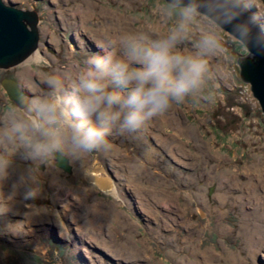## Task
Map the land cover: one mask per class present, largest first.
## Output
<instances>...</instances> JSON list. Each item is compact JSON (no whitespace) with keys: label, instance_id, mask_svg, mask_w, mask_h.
Returning <instances> with one entry per match:
<instances>
[{"label":"rangeland","instance_id":"rangeland-1","mask_svg":"<svg viewBox=\"0 0 264 264\" xmlns=\"http://www.w3.org/2000/svg\"><path fill=\"white\" fill-rule=\"evenodd\" d=\"M4 1L37 10L35 51L43 56L0 68V118L14 105L4 78L43 96L52 74L68 90L85 59L100 51L94 38L100 30H107L98 35L104 49L126 58L122 37H164L183 11L167 0ZM250 1L264 28V0ZM206 31L219 35L221 50L207 57L199 89L147 123L158 135L148 127L114 135L106 151L68 158L71 170L57 159L25 158L18 149L0 178V264H200L203 255L213 257L201 264H264V209L254 216L239 197L263 196L257 178L264 180V111L240 76L238 58L248 49L209 15L200 11L176 51L196 55ZM0 136H9L2 123ZM90 167L102 171L93 179ZM223 172L233 175L232 183ZM218 192L229 195L228 204L220 205ZM167 197L165 209L157 201Z\"/></svg>","mask_w":264,"mask_h":264},{"label":"clouds","instance_id":"clouds-1","mask_svg":"<svg viewBox=\"0 0 264 264\" xmlns=\"http://www.w3.org/2000/svg\"><path fill=\"white\" fill-rule=\"evenodd\" d=\"M179 6L181 18L164 37L152 39L143 33L131 41L122 37L126 58L98 45L100 51L85 59L70 89L49 74L45 95L21 93L0 118L9 129V136H0V178L7 176L18 149L25 158L41 163L104 152L110 137L139 132L199 89L208 72L207 57L221 50L220 37L214 31L202 33L194 56L176 51L177 44L189 37L201 9L199 0L187 4L180 0ZM208 7L231 25L228 31L240 45L264 53V30H255L257 17L242 18L249 0H209Z\"/></svg>","mask_w":264,"mask_h":264},{"label":"water","instance_id":"water-1","mask_svg":"<svg viewBox=\"0 0 264 264\" xmlns=\"http://www.w3.org/2000/svg\"><path fill=\"white\" fill-rule=\"evenodd\" d=\"M167 1L170 3V0ZM188 2L189 0H183L184 4ZM199 3L201 12L209 15L217 24L228 31L231 25L225 24L219 16L209 12V0H199ZM171 4L179 5L180 0H172ZM248 16L256 17L250 7L242 18L246 19ZM39 19V13L35 9L22 8L0 0V68L9 69L20 64L39 47ZM255 30H264L258 18ZM238 62L241 78L250 83L251 90L264 111V53L248 49L247 53L239 56ZM2 85L14 101L21 93L28 95L27 89L22 88L15 78H4ZM262 120L264 122V118ZM57 164L66 170H71L67 157L57 158ZM97 184L103 190H109L106 181L97 182Z\"/></svg>","mask_w":264,"mask_h":264},{"label":"bare ground","instance_id":"bare-ground-1","mask_svg":"<svg viewBox=\"0 0 264 264\" xmlns=\"http://www.w3.org/2000/svg\"><path fill=\"white\" fill-rule=\"evenodd\" d=\"M85 16V15H84ZM81 17V19H84V18H86V17ZM106 17V16H105ZM105 31H107V30H105ZM105 31L104 30H100L98 33H96V36L94 37L95 38V41L98 43V44H103V40H102V37H99L98 35H102V33H105ZM89 32V31H88ZM39 45H40V42H39ZM42 52H40V51H35V52H33L28 58H26V60L28 59V60H30V59H35V60H40V59H42ZM1 83H2V81H1ZM7 92V91H6ZM8 94V93H7ZM9 96V95H8ZM10 98V97H9ZM11 99V98H10ZM12 100V99H11ZM14 101V100H13ZM14 103H15V101H14ZM153 122V121H152ZM145 127H148V128H150V129H152V131H154L155 132V134H157L158 135V133H156V131L158 130V127L157 126H145ZM99 171H102V169H98V171H95L92 167H90V168H88L87 169V173L90 175V177L91 178H93L94 179V177H97V175L99 174L98 172ZM215 171H213L212 173H214ZM101 174V173H100ZM223 178H225L226 180H228L230 183H232L233 182V179H234V177H232L233 175H225L224 174V172L222 173V174H220ZM102 178H97V179H99V180H101V179H104L103 178V176L102 175H100ZM221 177V178H222ZM56 180V178H53V182ZM98 180V181H99ZM257 181H260L261 182V186H259L260 188H262V194H263V196L262 197H257L256 196V194H254V193H251L250 192V197H246L245 199L243 198V196H239L241 199H243V200H246L247 202H248V204L250 205V207L249 208H251L252 209V212H251V214L252 215H254L255 216V214L256 213H258L261 209H264V180L263 181H261L260 179H258L257 178ZM104 182V181H103ZM109 184H111V182L109 181ZM231 185H234V183L233 184H231ZM251 186H252V183L250 184H246L245 185V187H244V191L245 190H249V189H251ZM116 190V189H115ZM114 190V191H115ZM257 190V189H256ZM115 192H117V190L115 191ZM152 194H154V192H152ZM248 194H249V192H248ZM248 194H247V196H248ZM68 195H71L70 193H68ZM228 197H229V195L227 194V193H222V192H218V196H217V198H218V202L220 203V205L222 206V205H225V204H228L227 202H228ZM170 199H171V197H169ZM239 199V198H238ZM158 200L159 201H157L159 204H161V205H163V207L165 208V209H167L169 206L165 203V201H168V197L167 198H165V200H162L161 198H158ZM246 207H247V211H249L248 210V205H246ZM259 214V213H258ZM257 233H258V235H259V237L260 238H263L261 235H260V232L259 231H257ZM254 241H256L255 240V238H248V242H249V248H250V254H251V256H253V257H255V255H256V251L258 250V248L257 247H255L254 245H253V243H254ZM170 254L172 255L173 253L172 252H170ZM226 254H228L229 255V257H231L233 260H235V263H236V258H235V254L234 253H230V252H228V253H226ZM204 257H200V264H201V262H202V260L203 259H205V258H212L213 257V255L212 256H208V255H203ZM205 260H207V259H205ZM185 260H183L180 264H185ZM192 263V262H191ZM233 263H234V261H233ZM187 264H190V263H187Z\"/></svg>","mask_w":264,"mask_h":264},{"label":"flooded vegetation","instance_id":"flooded-vegetation-1","mask_svg":"<svg viewBox=\"0 0 264 264\" xmlns=\"http://www.w3.org/2000/svg\"><path fill=\"white\" fill-rule=\"evenodd\" d=\"M252 4H253V3H252V1H250V0H249V5H250L251 7H253V5H252Z\"/></svg>","mask_w":264,"mask_h":264}]
</instances>
